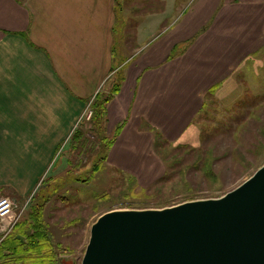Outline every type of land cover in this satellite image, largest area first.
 Instances as JSON below:
<instances>
[{"label":"crops","instance_id":"obj_1","mask_svg":"<svg viewBox=\"0 0 264 264\" xmlns=\"http://www.w3.org/2000/svg\"><path fill=\"white\" fill-rule=\"evenodd\" d=\"M263 48L264 0H0V188L14 191L0 197L18 212L118 74L105 137L123 128L104 163L150 187L166 172L152 129L176 144Z\"/></svg>","mask_w":264,"mask_h":264},{"label":"rangeland","instance_id":"obj_2","mask_svg":"<svg viewBox=\"0 0 264 264\" xmlns=\"http://www.w3.org/2000/svg\"><path fill=\"white\" fill-rule=\"evenodd\" d=\"M125 8L133 10L134 6L127 3ZM150 19L143 13L136 26L140 28ZM125 36L123 33V42ZM115 53L117 61L130 57L128 51ZM113 81L114 77L103 94L111 89ZM218 88L207 96L203 111L183 137L171 146L177 163L174 179L153 189L156 181L149 187L153 192L148 196L138 193L140 186L134 178L103 162L107 154L105 132L91 119L83 118L86 125L82 135L61 148L32 196H16L19 210L13 213L14 225L20 224L15 231L23 229L32 219L33 210L48 200L42 221L61 246L56 248L58 264H81L90 228L104 213L155 202L171 207L189 199L219 198L236 189L264 165V48ZM169 153L170 149L164 155ZM95 165L101 169L96 175ZM206 167L212 176L204 174ZM0 191L2 195L14 194L10 187ZM103 195L106 200H101ZM14 225L0 223V242L13 232Z\"/></svg>","mask_w":264,"mask_h":264},{"label":"water","instance_id":"obj_3","mask_svg":"<svg viewBox=\"0 0 264 264\" xmlns=\"http://www.w3.org/2000/svg\"><path fill=\"white\" fill-rule=\"evenodd\" d=\"M81 264H264V165L219 198L104 213Z\"/></svg>","mask_w":264,"mask_h":264},{"label":"trees","instance_id":"obj_4","mask_svg":"<svg viewBox=\"0 0 264 264\" xmlns=\"http://www.w3.org/2000/svg\"><path fill=\"white\" fill-rule=\"evenodd\" d=\"M173 56V55H172ZM117 73V72H116ZM118 74L112 83V87L108 94H98L95 97L91 105V121L97 128H104L107 123V114L106 106L112 100L115 94L120 90L121 81L123 80L122 76ZM123 125L119 126L112 138L104 137L106 139L107 151L114 144L117 136L120 134ZM155 134L154 149L155 152L161 157L163 163L166 167V172L157 182L153 189L157 188L158 185H165L169 183L175 177L174 167L177 165L176 157H174V150L171 149L172 143L167 141L158 131L152 129ZM76 134V132H75ZM170 149V156H165L164 152ZM175 149V148H173ZM107 155L105 156V160ZM103 161V162H104ZM102 168V166H101ZM100 167L95 165L93 168V173L96 175L100 171ZM204 174L208 177L212 176L213 173L209 167L204 169ZM135 179V178H134ZM84 180L82 182H87ZM135 183L139 185L136 180ZM45 181H43L44 183ZM140 186V185H139ZM152 188H143L139 187L138 193H143L148 196V193H152ZM133 190V189H132ZM158 190V189H157ZM107 196H102L101 200H106ZM33 199V198H32ZM194 200V199H189ZM49 201L47 200L45 204H42L38 207L37 210H33L32 219L27 222L26 226L20 231L16 232V227L20 224L17 223L14 225L13 232L8 234L0 242V264H58L59 260L57 258L56 248L59 249L60 244L54 242L53 236L48 228L43 224L44 209ZM164 202H155L150 205H140L135 207L137 209H146V208H165ZM24 223V222H23Z\"/></svg>","mask_w":264,"mask_h":264},{"label":"built area","instance_id":"obj_5","mask_svg":"<svg viewBox=\"0 0 264 264\" xmlns=\"http://www.w3.org/2000/svg\"><path fill=\"white\" fill-rule=\"evenodd\" d=\"M92 111H89V113L85 114V118L89 120L91 118ZM3 198L0 197V223H3L13 215L16 204L15 202L10 198H5V200H2Z\"/></svg>","mask_w":264,"mask_h":264},{"label":"bare ground","instance_id":"obj_6","mask_svg":"<svg viewBox=\"0 0 264 264\" xmlns=\"http://www.w3.org/2000/svg\"><path fill=\"white\" fill-rule=\"evenodd\" d=\"M86 113L88 114V113H89V111H87ZM91 116H92V115H91ZM84 117H85V115H84ZM90 119H91V118H90ZM4 200H5V199H4Z\"/></svg>","mask_w":264,"mask_h":264}]
</instances>
